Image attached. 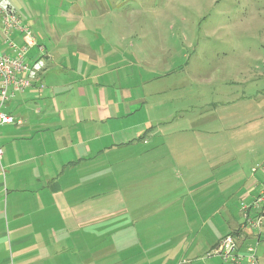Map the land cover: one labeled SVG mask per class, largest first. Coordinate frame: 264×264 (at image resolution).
<instances>
[{
  "label": "crops",
  "instance_id": "obj_1",
  "mask_svg": "<svg viewBox=\"0 0 264 264\" xmlns=\"http://www.w3.org/2000/svg\"><path fill=\"white\" fill-rule=\"evenodd\" d=\"M116 5L67 0L52 16L20 18L43 48L45 67L30 89L13 93L1 107L13 124L0 126V264H129L135 249L134 264L193 260L194 241L178 256L177 244L161 242L159 233L176 230V217L187 215L171 191L203 166L202 145L188 140L210 131L193 128V118L177 108L164 112L162 60L150 53L154 48L130 42V18L109 15ZM12 39L21 43L17 33ZM37 58L33 48L26 60ZM173 96L178 104L176 91ZM189 151L199 154L196 165L185 158ZM207 167V183L219 185V198L238 194L250 206L264 184V168L260 178L229 173L220 161ZM232 177L234 191L226 188ZM160 184L171 186L160 192ZM221 212L230 216L224 203L211 216ZM250 214L258 216L254 209ZM135 224L137 242L114 238ZM233 226L230 233L246 257L253 248H245V238L253 229L241 220ZM222 237L205 243L202 252Z\"/></svg>",
  "mask_w": 264,
  "mask_h": 264
},
{
  "label": "rangeland",
  "instance_id": "obj_2",
  "mask_svg": "<svg viewBox=\"0 0 264 264\" xmlns=\"http://www.w3.org/2000/svg\"><path fill=\"white\" fill-rule=\"evenodd\" d=\"M14 1L19 4V10L14 6L23 21L52 16L67 2L12 0V4ZM123 2L127 5L119 7L120 0H115L117 5L109 15L128 16L130 42L145 43L155 49L151 54L160 56L161 87L167 90L162 96L166 105L164 112L177 108L181 110L177 114L193 118V128L210 131L188 140L193 147L202 145L199 159L203 166L192 168L194 177L171 191L178 195L177 209L181 211V205H185L183 212L187 215L176 217V230L159 233L161 242L171 239L177 244L178 256H182V245L194 241V257L190 264H210L211 259L219 258L212 250L202 252L203 245L231 235L233 223L241 220L240 209L246 203L238 194L219 198L216 194L219 185L207 183V165L220 161L229 173L244 171L245 175L260 178L264 168V0ZM187 79L192 83L185 84ZM175 91L178 104L173 103ZM182 92H187V96L182 97ZM195 155L199 154L191 151L184 154L191 165L199 162ZM130 176H137L136 171L130 169ZM179 178L178 175L176 179ZM234 178L226 185L231 191L236 189ZM168 186L171 185L160 184V192ZM189 191L192 197L187 195ZM223 203L231 217L224 212L211 216V212ZM135 225L130 233L114 232V238L123 239L126 235L130 241L137 242L141 233ZM251 229L253 232L245 238V248L252 247L256 263L264 264V221L260 228ZM137 251L135 249L130 255L129 264H134L133 258L139 255ZM218 261L223 264L221 259Z\"/></svg>",
  "mask_w": 264,
  "mask_h": 264
},
{
  "label": "built area",
  "instance_id": "obj_3",
  "mask_svg": "<svg viewBox=\"0 0 264 264\" xmlns=\"http://www.w3.org/2000/svg\"><path fill=\"white\" fill-rule=\"evenodd\" d=\"M0 25V126H2L13 124V118L1 112L4 102L13 93H23L30 89L45 64L43 48L39 46L29 26L21 21L12 0H0ZM15 33L20 36V44L12 39ZM33 48L37 49L39 58L28 61L27 54ZM1 155L0 150V158ZM252 209L258 212L256 219L251 218ZM241 212L243 227L260 228L264 221V184L250 206L242 204ZM211 252L224 264H241L245 259L249 264H257L254 250L248 249V255L244 257L238 252V246L231 235L222 238Z\"/></svg>",
  "mask_w": 264,
  "mask_h": 264
}]
</instances>
